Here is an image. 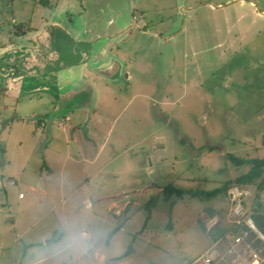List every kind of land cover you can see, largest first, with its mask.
I'll list each match as a JSON object with an SVG mask.
<instances>
[{"label":"rangeland","instance_id":"rangeland-1","mask_svg":"<svg viewBox=\"0 0 264 264\" xmlns=\"http://www.w3.org/2000/svg\"><path fill=\"white\" fill-rule=\"evenodd\" d=\"M50 2L45 9L30 0H0V84L12 90V72L20 77L38 70L42 81L55 70L43 81L56 85L42 100L16 91L0 96V263L13 247L16 230L9 219L17 216L20 228L60 229L68 220L74 233L87 231L82 252H65L61 264L190 263L232 231L229 193L205 195L250 171L252 165H235L228 156L264 159V0ZM29 20L35 34H50L48 42L34 41L39 37L33 32L15 36L12 23ZM56 20L60 29L47 28ZM65 31L81 39L76 43ZM97 56L106 65L121 63V74L84 78L78 63L91 70ZM33 78L26 85L39 87ZM84 88H91L86 100L79 96ZM65 100L89 105L72 108L70 122ZM49 109L43 130L34 121ZM74 118L83 120L82 133L98 137L89 157L105 145L100 173L56 155L65 148L58 125L72 132ZM67 149L75 155L71 142ZM47 153L64 170L48 186L40 180ZM25 183L53 192L45 198ZM168 184L198 195L168 202L161 196L148 220L146 203ZM126 192L133 200L127 211L121 217L107 213L114 199L125 205ZM20 193L25 200L19 201ZM98 196L104 198L95 211H87L85 197ZM250 202L253 212L264 213V191Z\"/></svg>","mask_w":264,"mask_h":264},{"label":"crops","instance_id":"crops-1","mask_svg":"<svg viewBox=\"0 0 264 264\" xmlns=\"http://www.w3.org/2000/svg\"><path fill=\"white\" fill-rule=\"evenodd\" d=\"M46 9V8H45ZM50 10V9H48ZM55 10V9H54ZM54 14V13H53ZM42 16V15H41ZM56 18H54L55 20ZM58 20H56V22L48 24L47 28H58L61 26V24H57ZM18 23V22H16ZM34 28V32H36L37 27L36 26H32ZM46 28V29H47ZM46 30H44L43 32L41 31L39 34H35V37H39V38H34V41L39 42V43H43V42H48L49 38L51 37L50 34L46 35L45 32ZM79 32V31H78ZM65 35L70 36V38L74 41V42H79V40L81 39V35H77L74 37H72V33L69 35L68 32L65 31ZM74 36V35H73ZM117 36H121V35H117ZM80 38V39H79ZM35 43V42H34ZM36 48V47H35ZM37 51V48H36ZM37 52H40L39 50ZM73 53V52H72ZM104 51L101 52L100 56H103ZM106 54V53H104ZM3 55V54H2ZM92 57V56H91ZM105 57V56H104ZM92 59V58H91ZM82 60V57H81ZM96 64L91 67V70L88 69V65L86 62L80 61L78 64V66H80V69L82 71V76L84 78H87L91 72L92 74H100L101 76H103L104 78L107 79H113L116 76L120 75L122 72V65L121 63H119L118 61L112 59V62L110 65H106L104 63H100L99 61L101 60V57L97 56L96 57ZM55 72V70H50L44 73L43 77H42V81L39 80L40 77V73L41 71L38 70H34V72L29 73L28 75L26 74H21L20 77H16V74L12 72V79L10 80H14L13 78L15 77V84L12 85V90L10 88V86H5L4 84H0V88L3 89V93L7 94V93H13L14 91L17 92L18 96H21L20 93L22 94H26L29 95L30 98H33L34 95H38L37 98L39 100L43 99V96L41 95L44 92L47 93H55V84H51L49 82L45 83L43 80L46 77H50L52 76ZM91 74V75H92ZM30 75V76H29ZM93 76V75H92ZM127 78L130 77V75L128 73H126ZM35 77V80L38 81L39 83V87L37 86L35 88V86H33L31 83L26 85L25 80L26 79H30ZM20 78V79H19ZM97 78V77H96ZM34 79V78H33ZM51 79V78H48ZM94 80V79H93ZM41 83H44V85L41 87L40 85H42ZM32 85V86H30ZM5 86V87H4ZM1 89V90H2ZM0 90V91H1ZM88 90V88H87ZM91 91V88L90 90ZM88 91H86V89L84 88V90L82 91V93L79 95L81 97V99H87V93ZM2 92H0V96L1 94H3ZM66 102V112L68 113V115H66L65 120L66 121H73V117L71 116L70 113H74L76 112L74 109L75 106L77 107V110L79 109H85V107H87V105H89V103H79V104H75L73 101L71 100H65ZM52 109L51 111H53L54 113L59 112L60 110L58 109V106L56 105V102H52ZM50 106V105H49ZM51 108V107H50ZM79 108V109H78ZM9 108L7 106H2V110L3 111H7ZM49 114H52L49 111H44L43 114H39L38 119L34 121V123L39 125V128H42L43 130L46 129L47 126V122L46 119L43 118L44 116H49ZM84 116V115H83ZM78 118H74L75 122V126L77 127L76 130L72 131V132H68L65 131V125H63L62 123H59L58 127L60 129H62L63 134L62 137V141L64 142L65 148L62 150V152H56V155H58V157H61L64 160V163H66L68 160H74L73 158H75L74 161H76V163H80L85 165V166H92V167H98L96 168L97 173H100V171L103 170V168L99 169V166H96L98 161H99V157L101 156V153L104 150V144H100L99 148L97 150H95V153L93 154V156L89 157L88 152H90V149L93 148L92 145L96 146L94 144V138H98L97 136H87L84 133H82L80 131V125L82 124L83 120L78 121ZM83 119V118H82ZM91 119V118H90ZM87 120V119H86ZM84 120V121H86ZM99 121V120H97ZM101 121V120H100ZM50 128V126H49ZM49 134L51 137L53 135V133H51V131H49ZM55 136V135H54ZM53 139V137H52ZM55 139V137H54ZM70 142L72 143V145L74 146L75 149V155L72 156L71 153L69 152V150L67 149L68 146H70ZM51 156L47 153L44 155V161L45 166H46V174L45 177L44 176H40V180H42L44 183V181L46 182L45 184H47V186L51 183V181L56 179V176L60 175L62 176L63 174V168L59 166V168L56 165H53V162L55 161L54 158H50ZM73 157V158H72ZM80 159V160H79ZM62 160V161H63ZM49 162V164H48ZM83 171L85 172L86 169L85 167L83 168ZM96 173V174H97ZM3 178H5V176H2ZM95 177V176H94ZM94 179L93 177H89L87 179L88 182H91V180ZM61 182H59V189H60V193L61 196L64 194V187H65V180L62 179L61 177ZM1 184L2 186H4V182L3 179L1 180ZM7 184L9 185H17L16 182L14 181H9L7 182ZM28 184V189L31 192H40V194L45 197V198H50L53 190L51 188H49L48 190L43 189V184H38L36 187L33 184L30 183H25ZM132 193L134 191H131ZM254 192V191H253ZM255 192H254V196L252 198H248L244 201V208H245V212L247 214V216H249V218L251 219V215L253 214V210H252V206H251V200H253L255 198ZM104 197L99 198L96 197L95 201L93 199L89 200L88 197H85V199L83 200L84 205L87 208V211H90L91 213L95 211V204H97L100 200H103ZM119 197L118 200H120ZM110 199H113V197H110ZM25 200V196L23 195V193L19 194V201H23ZM115 200V199H114ZM112 201L113 203L111 205H109L108 207H106V212L113 214L114 212H118L119 217H121L123 215L124 212L127 211L128 207H130L133 203V200L131 198L130 192H126V195L123 196V200L126 201L125 205L123 206H117L116 205V201ZM21 210V209H20ZM19 210V213H20ZM121 210V211H120ZM18 213V214H19ZM11 222L13 223V226L16 230V232H14V238L12 239V243H13V247L11 248V252L8 254H3L2 258L4 260H6V262L4 263H0V264H61V259L62 256L64 255L65 252L67 251H75V252H82L81 249L83 247H85V243L83 239H89V235L87 233V231L81 229L79 230L77 233H74L70 222L68 220H65L63 225H60V229H51V230H37L34 231L33 227H25V224H23V228H20V221L22 219V217L17 216L16 218L14 217H10ZM216 219V218H214ZM233 225H231L229 227V230L233 229ZM114 230H118V228H115ZM77 235V236H75ZM1 247L4 248L3 243L1 244ZM3 250V249H1ZM79 256H77L78 258ZM104 258V257H102ZM64 259V258H63ZM79 260V259H78Z\"/></svg>","mask_w":264,"mask_h":264},{"label":"built area","instance_id":"built-area-1","mask_svg":"<svg viewBox=\"0 0 264 264\" xmlns=\"http://www.w3.org/2000/svg\"><path fill=\"white\" fill-rule=\"evenodd\" d=\"M249 190L235 186L229 191V198L233 202L230 220L236 226L247 229L240 230L236 236L228 235L215 241L188 264H264V248L257 246L258 242L264 244V236L247 216L243 205L244 200L251 196Z\"/></svg>","mask_w":264,"mask_h":264},{"label":"trees","instance_id":"trees-1","mask_svg":"<svg viewBox=\"0 0 264 264\" xmlns=\"http://www.w3.org/2000/svg\"><path fill=\"white\" fill-rule=\"evenodd\" d=\"M35 5H42L45 8H50L51 2L50 0H30ZM12 26L14 29H16L15 36H25L28 32L31 33L34 31V28L31 26L30 20L27 22H18L17 24H13ZM0 31H1V25H0ZM229 159L235 164V165H244V164H250L251 169L247 174L241 175L237 177L236 179L227 182L226 186L224 188H219L212 192H207L205 195L207 196H216L222 189H225L226 194L228 196L229 191L237 186L242 189H254L255 196L258 197L260 193L264 191V159L259 160H244L235 158L234 156H228ZM196 196L198 193H194L191 191H184L180 188L175 187L173 184H168L164 186L162 189H160L154 198L150 199L148 203L145 205V209L148 211V220L151 218L150 214L152 213V210L157 206L161 196L162 199L166 202L170 201L173 197H176L178 199L184 198V196ZM251 220L253 221L256 229L264 236V213L260 212H253L251 215ZM233 229H231V233L228 235L236 236L238 235L240 230L247 229L245 226H236L233 224ZM228 235H225L222 238H226ZM220 238V239H222ZM219 240V239H218ZM257 246L263 247L264 244L262 242H258Z\"/></svg>","mask_w":264,"mask_h":264},{"label":"flooded vegetation","instance_id":"flooded-vegetation-1","mask_svg":"<svg viewBox=\"0 0 264 264\" xmlns=\"http://www.w3.org/2000/svg\"><path fill=\"white\" fill-rule=\"evenodd\" d=\"M140 30H141V31H145V32L147 31V29H146V30H145V29H140Z\"/></svg>","mask_w":264,"mask_h":264},{"label":"water","instance_id":"water-1","mask_svg":"<svg viewBox=\"0 0 264 264\" xmlns=\"http://www.w3.org/2000/svg\"><path fill=\"white\" fill-rule=\"evenodd\" d=\"M2 91H3V89L0 92H2Z\"/></svg>","mask_w":264,"mask_h":264}]
</instances>
